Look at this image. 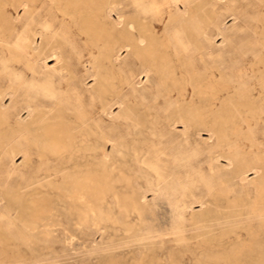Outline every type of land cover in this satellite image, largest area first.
<instances>
[{
	"label": "bare ground",
	"instance_id": "6f19581e",
	"mask_svg": "<svg viewBox=\"0 0 264 264\" xmlns=\"http://www.w3.org/2000/svg\"><path fill=\"white\" fill-rule=\"evenodd\" d=\"M226 14L237 20L234 29L240 33L222 30ZM216 35H221L219 42ZM122 49L126 53L120 56ZM115 74L120 75L118 84ZM39 77L45 84L37 82ZM156 121H165L168 128L157 134ZM129 124L141 135L140 128L147 127L150 135H142L147 142L127 143L118 135ZM200 126L208 132L202 142L209 166L229 172L217 178L216 192L223 194L224 203H215L216 214L225 213L220 217L228 224L227 213H256L254 229L245 226L247 242L263 246L264 0H0V160L10 157L12 163L20 153L25 161L35 150L62 157L73 149L98 154L97 166L66 172L63 185L68 187L57 189L80 218L86 213L103 216L107 191L118 210L140 214L148 204L145 194L134 190L124 196L104 187L107 163L115 161L112 152L130 150L164 179L168 165L160 167L161 159L152 153L159 150L168 163L173 142L190 137ZM156 135L164 142L161 149ZM118 164L112 166L117 169L113 176L127 180ZM249 170L254 175L247 179ZM235 178L252 183V200L230 198L229 182ZM31 195L20 198L19 213H49L53 208L46 198ZM236 227L220 228L219 237L233 233L240 242Z\"/></svg>",
	"mask_w": 264,
	"mask_h": 264
},
{
	"label": "rangeland",
	"instance_id": "374dc122",
	"mask_svg": "<svg viewBox=\"0 0 264 264\" xmlns=\"http://www.w3.org/2000/svg\"><path fill=\"white\" fill-rule=\"evenodd\" d=\"M112 15L116 17L114 13ZM228 16L227 14L223 16L220 24L222 30L228 33H240V29L237 31L234 29L237 20L233 21L232 17ZM220 40L221 35H216L215 41ZM125 53V49H122L120 56ZM70 59L74 62L75 58L70 57ZM26 71L30 73L28 69H25ZM133 73L135 74V71ZM119 78L120 75L115 74L117 84ZM42 80L43 78L39 77L37 82H41V85L45 84ZM48 99V97H40L43 102H47ZM159 108L162 110L164 105H159ZM114 109L116 110L117 106H114ZM25 114V111L21 112L22 116ZM176 124H179V128L182 127L180 122ZM167 128L165 121L155 122L157 134L161 129L164 131ZM138 130L136 126L129 124L123 127L118 135H121L127 143L147 142L142 135L149 136L150 130L147 127L140 128L142 135L138 134ZM207 135L208 132L204 126H200L197 131L191 132L190 137L183 136L176 139L168 148L171 157L168 163L165 162L164 154L159 150L157 153H152L161 159L158 161L160 167L168 165L169 175L164 179L154 173L148 164L139 158V155L136 156L130 150H125L123 154L112 152L111 161L114 159L118 161L114 163L121 165L118 164V168L123 174L126 173L127 180H124L125 177L122 180L123 177H121L118 181L113 176L117 171L112 169L114 163L110 165L108 162L106 168L110 173L107 180L105 179L104 187L106 185L109 190L113 189L120 195L128 193L124 196L134 193V190H136L135 194L138 192L145 194L148 204L140 214L136 211L125 213L118 210L113 193L107 191L104 194L105 202L102 201L103 209L106 208L103 216L102 213H86V218H80L78 213L69 208L72 203L66 199V196L57 192V189L68 187L63 185L62 176L66 172L97 166L94 160L99 155L96 153L89 155L73 149L65 150L62 157L61 153L49 154L42 150H35L25 161H21L20 153L13 155L12 163L9 160L10 157L0 160V264H243V262L244 264L249 262V264H263L264 245L255 246L251 242L249 244L247 242L249 234L245 231L246 227L247 230L251 227L254 229L258 220L256 213H227L230 218H228V224L223 223L224 219L220 217L225 213L216 214L214 205L223 196L216 192L217 178L229 172L226 169H217L215 162H211L214 166H209L210 160L206 146L202 142V138ZM154 140L158 148L161 149L164 146L159 135L154 136ZM241 140L246 142L245 139ZM224 148L227 149V146ZM110 149L111 146L108 144L107 151ZM70 156L73 157L72 161L68 159ZM220 161L222 162V159ZM245 174L246 176L254 175L250 170ZM45 175L49 176L43 177ZM248 176L247 179L252 177ZM128 177L131 178L128 179ZM111 179L115 181L112 182ZM247 179L235 178L231 183L229 182L230 198L233 195H240L245 201V198L253 199V185ZM129 180L131 183L128 182ZM114 182L117 183L114 184ZM131 184L133 186H130ZM189 191L193 193L192 197ZM31 194L46 198L48 206L53 207L50 212L29 213L30 210H26L24 213H19L16 206L20 198H29ZM106 201L109 202L111 209L107 207ZM222 203H224L223 200ZM110 213L115 216L109 215ZM234 224L238 227L236 231L240 233L238 237L240 242L236 241L233 233L219 237L218 233L222 227L227 229L228 225ZM249 224L250 226H247ZM213 233L216 234L215 237ZM250 235L251 238L253 235L255 238L262 236L261 234L260 236ZM220 238L226 241L223 242Z\"/></svg>",
	"mask_w": 264,
	"mask_h": 264
}]
</instances>
